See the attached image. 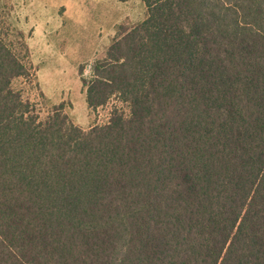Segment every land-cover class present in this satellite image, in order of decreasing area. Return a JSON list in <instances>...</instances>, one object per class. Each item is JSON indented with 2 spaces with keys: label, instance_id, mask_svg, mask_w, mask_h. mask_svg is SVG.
<instances>
[{
  "label": "trees",
  "instance_id": "1",
  "mask_svg": "<svg viewBox=\"0 0 264 264\" xmlns=\"http://www.w3.org/2000/svg\"><path fill=\"white\" fill-rule=\"evenodd\" d=\"M124 1V0H122ZM43 120L0 7V264H264V0H141Z\"/></svg>",
  "mask_w": 264,
  "mask_h": 264
},
{
  "label": "rangeland",
  "instance_id": "2",
  "mask_svg": "<svg viewBox=\"0 0 264 264\" xmlns=\"http://www.w3.org/2000/svg\"><path fill=\"white\" fill-rule=\"evenodd\" d=\"M16 26L29 32L27 44L35 70L13 80L24 97L37 102L43 120L54 105L64 104L72 121L82 128L102 124L110 104L91 111L81 78L102 58L118 25L145 17L141 0H0ZM1 11V10H0Z\"/></svg>",
  "mask_w": 264,
  "mask_h": 264
}]
</instances>
